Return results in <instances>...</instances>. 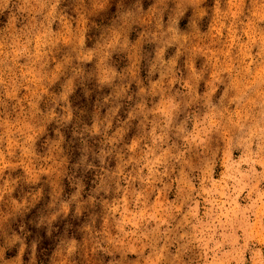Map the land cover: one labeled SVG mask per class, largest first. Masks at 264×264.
Here are the masks:
<instances>
[{"label":"rangeland","instance_id":"1","mask_svg":"<svg viewBox=\"0 0 264 264\" xmlns=\"http://www.w3.org/2000/svg\"><path fill=\"white\" fill-rule=\"evenodd\" d=\"M0 264H264V0H0Z\"/></svg>","mask_w":264,"mask_h":264}]
</instances>
